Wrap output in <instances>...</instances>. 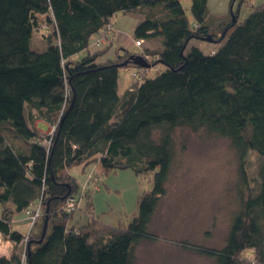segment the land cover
Instances as JSON below:
<instances>
[{
    "label": "trees",
    "instance_id": "16d2710c",
    "mask_svg": "<svg viewBox=\"0 0 264 264\" xmlns=\"http://www.w3.org/2000/svg\"><path fill=\"white\" fill-rule=\"evenodd\" d=\"M190 11L193 22L179 0H0V236L15 243L0 264H136V245L153 238L178 128L226 139L237 162L238 207L225 243L200 251L212 264H250L241 256L250 248V261L264 264V0L240 22L234 11V21L208 22L207 0H190ZM117 12L140 15L135 40L162 37L138 53L151 67H140L122 92L119 69L132 62L118 64L132 52L121 47L115 59L96 60L111 45L97 39ZM37 29L40 48L32 45ZM208 35L220 45L213 51L188 47ZM155 65L160 70L148 76ZM251 150L260 159L254 185L245 171ZM93 162L105 173L150 172L152 188L126 222L90 217L78 230L68 226L73 211L63 209L78 188L69 168ZM38 202L24 247L12 216Z\"/></svg>",
    "mask_w": 264,
    "mask_h": 264
},
{
    "label": "rangeland",
    "instance_id": "374dc122",
    "mask_svg": "<svg viewBox=\"0 0 264 264\" xmlns=\"http://www.w3.org/2000/svg\"><path fill=\"white\" fill-rule=\"evenodd\" d=\"M179 1L186 16L193 22L190 0ZM261 1L234 0L231 4L230 0H207V20L215 25L221 18L232 19L231 12L234 11L237 14V22H240ZM131 23V21L125 23L123 32L132 31ZM41 31L37 29L33 32L34 47L40 48L43 45ZM128 35L130 36V38L127 36L128 47L125 48L132 52L130 55H140L138 53L143 49L142 41L135 40L132 32ZM112 40L109 43L111 45ZM157 41L160 46L162 37L159 36ZM111 45L106 53H113L117 48L115 44ZM193 45L205 53L220 46L216 41L204 39H192L188 47ZM89 48L96 47L90 45ZM105 57L101 56L98 60ZM160 67V65L152 67L148 71V76H153ZM139 68L138 65L128 63V66L119 69L118 84L121 91L130 82L138 79ZM133 72L137 75L132 76ZM32 122L38 123L33 120ZM38 125L43 128V133L52 134L54 131L49 124L43 125L39 122ZM174 139L176 155L166 182V192L159 200L149 227L153 238L144 239L136 245V264H212L213 258L200 249H219L224 245L232 214L238 207L237 162L228 141L204 130L191 131L187 128H178ZM259 161L256 152L252 150L248 152L245 171L250 185L255 184ZM90 166L92 164L86 165L84 169H81L80 165H73L71 168L79 182L78 186L91 171L99 180V189L86 196L88 198L93 195L95 214H100L101 220L109 219L111 224H117L118 221L126 222L136 212L139 195L152 188V173L136 175L130 169L102 173L99 167L96 171V166ZM84 201L82 199L80 203ZM78 208L79 206L74 211ZM103 210H106V213ZM21 222H17L18 225L15 227L26 236L32 225L26 220ZM21 242L22 239L19 243ZM186 245L190 247H185ZM14 246V242L1 237L0 249H3L1 252H7L9 249L11 251ZM241 256L247 263L258 264L250 261L254 258L250 248H246Z\"/></svg>",
    "mask_w": 264,
    "mask_h": 264
},
{
    "label": "crops",
    "instance_id": "0c3cea01",
    "mask_svg": "<svg viewBox=\"0 0 264 264\" xmlns=\"http://www.w3.org/2000/svg\"><path fill=\"white\" fill-rule=\"evenodd\" d=\"M118 14H120V15H118ZM139 20H140V15L138 14V12H126V13L117 12L112 18V22L114 23V27H115V31L113 33L112 45L115 44L117 48H115V51L113 53H108V52L106 53V51L109 48L106 49L105 51L100 53V55L97 57L96 60L98 62H103L105 60L115 59L117 57V54L121 52V50H120L121 47L122 48L128 47V44H127V39H128L127 36H129L128 33L130 34L132 32V35H133V30H134V28L137 25ZM128 21H131L132 22L131 24H133L132 31L130 30L131 32L130 31L123 32L124 31V27H125V23L128 22ZM125 33H127V34L125 35ZM129 38H130V36H129ZM157 38L158 37H153V38L146 39L144 41L141 40L142 41V48L144 49V48L158 47L159 44H158ZM152 40H154V41H152ZM145 42H146V44H145ZM214 49H216V48H214ZM214 49H212L211 51H213ZM84 53L85 52H81L80 54H78V57H80ZM101 56H104V57L106 56V57L104 59H102V60H98V58L101 57ZM131 84H132V82H130L128 85H126L125 88L129 87ZM119 91L122 92L120 89H119ZM41 124L48 125V124H45V123H41ZM41 130H43V128ZM90 164H92V166H96L95 167L96 171H97L98 167L100 168V166H99V164L97 162H93V163H90ZM80 166H81V169H83L82 165H80ZM92 166H90V167H92ZM71 167L69 168V171L74 175ZM84 200H85L84 203L81 202L80 205H79V208L70 215V218L68 220V226H74V227H77V228H79L81 226H84L87 223V221L90 219V217H93L94 219H97L98 221H100V222H102L104 224L115 225V224H111V222H109V219H107V218H102V220H101L100 214H97V213L95 214L94 200H93V195L92 194L88 198L86 197ZM104 212L106 213V210ZM26 219L27 218L23 214L22 211L14 213L13 216H12V223H13L14 226H12V227L13 228H17V227H15V225H18L16 223L17 222L22 223L21 221L22 220L25 221ZM19 231L22 232L21 230H19ZM185 247H188V245H186ZM12 248L14 249V247H12ZM13 249H11V251L9 252L8 256H10V254L13 251Z\"/></svg>",
    "mask_w": 264,
    "mask_h": 264
},
{
    "label": "built area",
    "instance_id": "2783aa9c",
    "mask_svg": "<svg viewBox=\"0 0 264 264\" xmlns=\"http://www.w3.org/2000/svg\"><path fill=\"white\" fill-rule=\"evenodd\" d=\"M113 31V24L112 23H107L105 29L102 31L101 35L98 37L97 39V45L99 44H104V43H110L111 42V37L110 34ZM138 42V41H137ZM139 71V70H138ZM137 74L135 72H133V76H136ZM50 126L54 129V125L50 124ZM44 144L48 143L47 139H44L42 141ZM98 179L97 177L91 172H88L85 175L84 181L78 186V188L71 193L64 205H63V209L66 212H72L75 210V208H77L79 206V203L82 199H85L88 193H91L93 191H96L99 189V184H98ZM24 213L26 215V218L28 219V222H30V224L32 225L34 223V221L36 220V218L40 215L41 213V204L40 202L33 204L32 208H27L24 210ZM28 234V233H27ZM26 241H27V235L24 236L22 238V242L20 244H22L24 247L26 245ZM0 242H1V236H0ZM3 249H0V252ZM10 252L9 251H5V252H1L0 255H4V256H8ZM23 257H24V253H23Z\"/></svg>",
    "mask_w": 264,
    "mask_h": 264
},
{
    "label": "water",
    "instance_id": "95a60500",
    "mask_svg": "<svg viewBox=\"0 0 264 264\" xmlns=\"http://www.w3.org/2000/svg\"><path fill=\"white\" fill-rule=\"evenodd\" d=\"M232 20L234 21L235 18L232 17ZM204 40H211V36L208 35L204 38ZM128 61L132 62L135 65H138L139 67H146L149 66V64L147 63V61L145 60V58L141 55H130L129 59H126L124 61H122L121 63H119V66H124L128 63ZM46 228H47V216H45L44 221H43V226H42V237L44 236L45 232H46Z\"/></svg>",
    "mask_w": 264,
    "mask_h": 264
},
{
    "label": "bare ground",
    "instance_id": "6f19581e",
    "mask_svg": "<svg viewBox=\"0 0 264 264\" xmlns=\"http://www.w3.org/2000/svg\"><path fill=\"white\" fill-rule=\"evenodd\" d=\"M106 43H104V45H105ZM147 61V63L149 64V66H146V67H141L140 68V70H142V69H146V68H148V67H151V62L149 61V60H146Z\"/></svg>",
    "mask_w": 264,
    "mask_h": 264
}]
</instances>
